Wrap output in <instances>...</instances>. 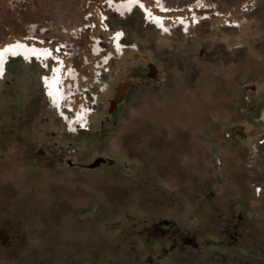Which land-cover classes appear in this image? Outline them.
Segmentation results:
<instances>
[{
  "label": "flooded vegetation",
  "instance_id": "flooded-vegetation-1",
  "mask_svg": "<svg viewBox=\"0 0 264 264\" xmlns=\"http://www.w3.org/2000/svg\"><path fill=\"white\" fill-rule=\"evenodd\" d=\"M97 1L96 14H88L72 43L45 35L49 28L42 30L38 22L35 33L42 38L23 35L0 47H18L0 63V84L3 113L17 120L21 161L42 160L76 172L119 168L115 181L102 185L105 190L88 205L80 192L68 199L52 193L50 220L37 233L48 242L31 252V264H264V10L258 11L259 1L227 13L197 3L170 10L165 0H152L157 6L151 0ZM250 51L257 53V70L249 84L245 69H232L247 62ZM217 68L224 69L225 94L236 101L228 113L239 119L229 131L241 172L227 176V188L215 189L212 174L184 173L180 156L189 146L188 134L150 128L144 136L143 182L127 177L124 170L134 172L135 156L142 152L136 151L135 130L126 128L137 95L158 102L198 99L194 91L206 77L213 83ZM2 133L0 157L9 147V131L0 124ZM113 145L122 149V163L110 155ZM94 146L99 150L90 160L86 150ZM99 158L100 165L91 168ZM184 179L193 180L191 189L172 186ZM3 196L11 195L0 191L5 213L0 214V262L20 257L27 240L23 215L20 220L8 216ZM93 206L97 221L77 214ZM67 211H75L74 219L69 235L60 238L55 219Z\"/></svg>",
  "mask_w": 264,
  "mask_h": 264
},
{
  "label": "rangeland",
  "instance_id": "rangeland-1",
  "mask_svg": "<svg viewBox=\"0 0 264 264\" xmlns=\"http://www.w3.org/2000/svg\"><path fill=\"white\" fill-rule=\"evenodd\" d=\"M258 1V11L259 9L264 10V0ZM151 2L159 5L158 2L152 0ZM247 2L252 3L253 1L165 0V5L171 10L191 7L197 3L200 6H212L216 12L227 13L230 9L234 10ZM97 3V0H0V47L15 37L20 38L23 35L28 38H42L44 35L41 32L42 35L37 36V33L33 31L39 23L42 30L49 28L45 35L53 34L64 44L67 41H75L76 36H80V28L88 23L85 19L88 14H96ZM256 56V52H248L247 62L241 67L232 69L233 72L245 69L249 84L253 83L254 73L257 70ZM215 71L216 77L213 83L208 84L207 81L211 79L206 77V84L200 85V89L194 91L198 93V99L195 96H184L179 100L169 99L158 102L140 99L137 95L134 115L127 121L126 125L129 126L126 128L135 130L136 151L142 152L135 156V163L132 165L135 171L124 170L127 177L135 179V182H143V162L148 156L144 147L146 142L144 136L150 128L153 131L166 130L169 134H188V140H185L188 141L189 146L182 149L184 153L180 156V164L183 166L184 173L188 175L198 173L201 178L212 174L215 176V189L227 188L230 185L227 176L234 171L241 172L238 146L232 144L235 140L229 131V126L235 122L237 116L229 114L228 108L236 101L225 94L227 85L224 69L217 68ZM2 85L0 84V124L5 125L9 131V147L6 155L0 157V191L6 190L11 195L3 196L8 216L20 220L23 215L22 220L25 222L23 232L27 240L20 257H9L0 264H31V252L48 242V239L37 233L43 230L44 222L50 220L52 193L68 199L70 195L80 192L83 193L78 194L82 196L83 204L86 201L85 204L88 205L90 200H95V194H98L99 190H105L102 185L115 181V174L119 168L106 167L105 169L76 172L60 167V165L45 164L42 160L38 164L27 162L25 159L21 161V156L15 147L17 120L16 117L6 116L3 113L6 103L2 101ZM2 137L3 133L0 134V138ZM1 144L4 146V143ZM98 150L96 146L86 150L90 160L96 156ZM110 150H112L110 155L117 162L122 163L125 156L122 149L118 150L116 145H113ZM122 168H124L123 165ZM171 183L172 186L177 185V188L191 189L193 180H175ZM85 193L87 197L84 196ZM95 208L96 206H93L91 211L87 210L85 213L78 211L77 214L81 218L87 217L95 222L97 221ZM74 213L75 211H67L57 215L55 220L60 224L59 232L57 231L60 238H66L69 235V222L74 219ZM94 230L98 229L94 228Z\"/></svg>",
  "mask_w": 264,
  "mask_h": 264
},
{
  "label": "bare ground",
  "instance_id": "bare-ground-1",
  "mask_svg": "<svg viewBox=\"0 0 264 264\" xmlns=\"http://www.w3.org/2000/svg\"><path fill=\"white\" fill-rule=\"evenodd\" d=\"M18 47L17 46H8L0 51V63L4 58L9 54H16ZM1 67V64H0ZM1 69V68H0Z\"/></svg>",
  "mask_w": 264,
  "mask_h": 264
},
{
  "label": "water",
  "instance_id": "water-1",
  "mask_svg": "<svg viewBox=\"0 0 264 264\" xmlns=\"http://www.w3.org/2000/svg\"><path fill=\"white\" fill-rule=\"evenodd\" d=\"M101 160H102V159H100V158L97 159L92 165H90V167L93 168V167H97V166H99L100 163H101Z\"/></svg>",
  "mask_w": 264,
  "mask_h": 264
},
{
  "label": "built area",
  "instance_id": "built-area-1",
  "mask_svg": "<svg viewBox=\"0 0 264 264\" xmlns=\"http://www.w3.org/2000/svg\"><path fill=\"white\" fill-rule=\"evenodd\" d=\"M81 30V29H80ZM33 31H35V30H33ZM77 33V32H76ZM77 38L79 37L78 35L76 36Z\"/></svg>",
  "mask_w": 264,
  "mask_h": 264
}]
</instances>
